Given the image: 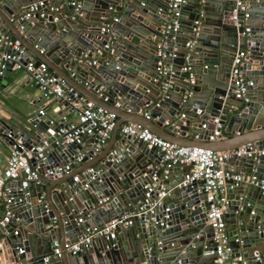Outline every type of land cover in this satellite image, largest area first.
Listing matches in <instances>:
<instances>
[{"label": "water", "instance_id": "water-1", "mask_svg": "<svg viewBox=\"0 0 264 264\" xmlns=\"http://www.w3.org/2000/svg\"><path fill=\"white\" fill-rule=\"evenodd\" d=\"M30 1L0 0V35L23 46L26 49L24 58L31 59L36 69L49 68L78 95L113 111L116 120L112 132L115 133L124 121H132L178 145L211 150L231 149L248 142L259 148L264 146V0H248L247 16L243 18L238 14V26L229 15L232 0H191L193 9L188 26L199 16L198 32L188 36L193 40L189 51L181 43L180 62L172 65V74L162 77L157 76L154 54L155 37L164 20L163 12L156 14L157 8L161 7L163 11L161 0H81L80 8L74 14L66 0L65 8L55 14L56 19L52 15L38 17L37 14L20 19ZM48 2L59 3L58 0ZM110 16L116 21L100 33L99 28ZM245 27H248L247 31ZM202 32L206 34L202 35ZM105 43L109 48L103 47ZM171 45L168 42L167 51ZM241 49L246 50V56L240 68L251 85L244 92L245 100L235 99L236 103L231 105L235 108L230 110V104L226 103L234 99V87L229 69L234 54ZM86 50L88 55L99 52L95 65L75 62V58ZM186 51L189 55L184 59ZM184 63L190 64L187 72L191 74V81L185 80L187 73L179 70ZM8 70L9 67L0 79V87L7 85ZM70 72L76 73L77 78L69 76ZM155 78L157 81L153 80ZM82 80L88 81L87 87L82 85ZM165 80L171 83L167 97L160 91V83ZM34 88L37 90L35 84ZM95 89H99L98 96ZM184 93L188 95L181 102ZM147 102L157 103V106L148 110L150 118L146 120L137 111ZM219 109L221 125L227 123L222 132L235 133L236 137L207 141L206 135L212 126L208 123L206 129H200V124ZM164 122L168 124L165 128L160 125ZM30 125L45 136L49 135V140H53L50 142L52 150L45 160L31 161L39 166V183L26 184L20 179L8 183L14 198L10 204L12 218L0 228V238L4 233L8 236L2 244L9 260L14 256L15 248L21 246L23 254L18 257H27L28 264H43L42 258L50 254L54 240L59 244L65 239L75 241L84 232L87 213L89 217L98 214L101 224L96 225L101 226L121 213L136 209L142 201V187L149 181L159 155L144 142L123 136L120 143L125 144L126 151L122 158L117 163L107 161L109 147L97 159L100 176L89 182L86 189L73 190L67 187L71 174L43 176V173L49 165L65 163L78 147L62 143L55 133L56 127L49 128L46 120L36 118L29 120L23 128L26 141L29 136H35V141L40 137L27 128ZM3 127L5 124L0 123V130ZM193 134H198V141L202 139L203 142L187 143L172 138L188 135L184 139L190 141ZM82 153L85 160L90 153L88 146H83ZM230 163L240 166L243 175L264 177L261 174L264 157H232ZM155 172L159 174L160 170ZM179 179L163 183L173 185ZM22 185L28 192L26 197L19 190ZM251 192L255 196H251ZM41 193L43 197L39 200ZM104 196L109 200L99 205L98 200ZM227 196L229 205L223 216L232 254H239L241 248V255L248 264H264V201L259 188L254 185L243 187L239 183L237 188L227 189ZM19 197L20 201L17 200ZM239 197L242 198L239 200ZM79 199L84 202L80 204ZM206 206L204 193H196L193 186L174 190L166 212L157 209L147 217H132V223L127 227L131 235L126 242L117 241L97 253H93L91 247L74 255L62 251L60 263L214 264L212 228L205 220ZM250 210H254L253 215L249 214ZM78 211L83 213L84 220L76 224L74 219ZM164 213L165 218L162 217ZM13 230H16L15 235ZM117 232L123 240L120 228ZM107 243L113 241L107 240ZM46 264L56 263L50 260Z\"/></svg>", "mask_w": 264, "mask_h": 264}, {"label": "built area", "instance_id": "built-area-1", "mask_svg": "<svg viewBox=\"0 0 264 264\" xmlns=\"http://www.w3.org/2000/svg\"><path fill=\"white\" fill-rule=\"evenodd\" d=\"M247 1L232 0L229 15L231 21L236 26H238V14H241L243 18L247 16L245 12ZM161 2L163 11L161 7L157 8L156 14L163 12L164 20L159 26V35L155 37L154 52L157 57L156 73L158 77L173 73L171 60L175 59L178 55L180 47L178 43L180 17L186 0H161ZM68 4L72 7L74 14L80 8L81 0H69ZM62 10V4L51 3L48 0H32L27 3L19 18L27 19L33 14H37L38 17L52 15V18L56 19L55 14L60 13ZM114 21H116V18L110 16L102 23L99 32L103 33L106 31ZM199 23V16L191 20V24L188 27V35L192 34L194 36L197 34ZM247 30L248 27H245V31ZM168 42L172 43L169 51H167ZM182 44L183 48L189 51L193 40L186 37ZM103 47L109 48V44L105 43ZM188 51L184 54V59L188 57ZM88 53V50L80 53L75 58V62L95 65L99 52H92L90 55ZM25 55L26 49L23 46L12 43L8 37L0 35V79L8 67L16 70H24L28 80H31L37 86V93L41 96H51L53 100L58 102L57 106L62 111L58 114V117L55 119L43 118V120H46L48 125L51 124L57 128L55 133L57 137L61 138L62 143L73 144L78 148H75V154L67 159L65 163L49 165L45 169L43 176L71 174L67 187L73 190H84L88 187L89 182L100 176L101 170L93 166L76 169L84 161L82 146H84V142L91 139L88 145L90 153L87 156L90 157L92 153L97 152L99 147L105 143L115 126V113L96 104L91 99H86L82 95H78V92L72 86L60 76L54 75L47 67L41 66L36 69L31 59L28 57L27 59L24 58ZM245 56L246 50L241 49L234 54L231 60L229 74L233 80L234 99L245 100L244 92L247 86L251 85L250 80L244 79L240 68L245 60ZM168 58L170 60L166 65L165 62ZM189 69L190 64L188 63H184L179 68L181 72L187 73L185 79L187 81H191V74L187 72ZM69 76L76 78L77 74L70 72ZM153 80L157 81V78ZM82 85L87 87L88 81L82 80ZM170 86L171 83L167 80L160 83V91L163 96H168L166 91ZM95 92L98 96L99 89H95ZM187 95L188 93L182 95L181 102L185 101ZM153 105L157 106V103L152 104L151 102H147L138 109L137 113L147 120L150 118L148 110ZM66 110L73 113L72 118L67 117L65 114ZM220 114L221 110L219 109L208 121H203L200 124V129H206L208 123L212 126L206 135L207 141L218 140L222 135ZM44 116L45 109L40 107L31 120L35 118L42 119ZM164 123L166 124V122ZM27 128H31L36 133V129L31 127V125ZM118 132L122 136H129L136 141L144 142L147 148H153L159 155L158 164L153 166L154 171L150 175L149 181L142 187V201L133 211L121 213L117 217L106 221L101 226L85 227L84 232L75 241L66 240L59 244L54 240L50 254L42 258V263L46 264L50 260H54L56 264H61L60 257L62 251L72 255L80 251H85L91 246L93 238H101L103 240V249H108L114 244L117 228L131 225L133 216L147 217L148 215L156 213L157 209L166 212L169 209V202H165V200L172 196L174 190L193 186L196 193H204V200L207 203L205 220L212 228L211 239L214 244V264H248L240 253L236 255L232 254L231 246L229 245L228 235L225 230L226 223L223 216L229 205L227 189H235L239 183L243 187L254 185L259 188L264 201V177H257L255 174L243 175L242 173L234 172L228 168V164L232 157L252 156L253 159L264 157V146L259 148L255 143L248 142L231 149L211 150L201 146L178 145L154 134L140 123L132 121L120 124ZM24 134V129L3 128L0 130V136L5 140L8 147V154L4 166L0 169V210H2V214L0 215V228L9 223L12 218L10 204L13 203L14 198L10 194L8 183L18 179L25 181L26 184L39 183L40 180L37 172L39 166L36 163L33 165L32 162L45 160L52 150L50 142L53 140H49V135H44V137L40 136L38 141H35V136H29V141H26ZM193 138L198 139V134H193ZM26 142L28 143L27 145ZM125 151L126 147L124 143L115 145L108 150L107 161L117 163ZM173 167L183 168L181 177L173 185H168L169 183L165 185L163 181L168 178L169 170ZM156 169L160 170L159 174H156ZM83 180V184H80ZM228 180H233L234 182L229 183L227 182ZM19 190L23 191V197L27 196L28 192L26 191L25 185L20 186ZM42 197L43 193L40 194L38 199L41 200ZM241 198L239 197V200ZM17 200L20 201L21 197ZM108 200L109 197L104 196L98 200V204L101 205ZM80 214L75 216L74 220L76 224L84 220L83 213L81 212ZM249 214L253 215L254 210H250ZM166 216L165 213L162 215L163 218ZM159 225H163L162 222H159ZM13 234H16V230H13ZM107 240H111L113 243L108 244ZM236 240L237 238H235ZM21 254H23V248L18 246L15 248L14 256L9 260L5 254V249H3L0 238V264H28L27 257H18Z\"/></svg>", "mask_w": 264, "mask_h": 264}, {"label": "crops", "instance_id": "crops-1", "mask_svg": "<svg viewBox=\"0 0 264 264\" xmlns=\"http://www.w3.org/2000/svg\"><path fill=\"white\" fill-rule=\"evenodd\" d=\"M66 0H58V4H62L63 9L65 8ZM191 0H186V4H184L182 9V15L180 17V33L178 37V43L181 45V43L188 37V18L190 15H192V9L193 6L191 5ZM204 30V29H203ZM205 33V32H204ZM202 32V35L204 34ZM206 34V33H205ZM180 51V47H179ZM35 60V58L33 59ZM180 62V56L177 55V57L173 60H171V63L176 65ZM48 70H50L48 68ZM65 70V69H63ZM51 71V70H50ZM66 71V70H65ZM67 72V71H66ZM77 78V76H76ZM74 78V79H76ZM6 81L7 85H2L0 87V123L5 124V127L3 128H11V129H17V130H23V128L28 125L29 120L33 116L36 115V111L38 108L43 107L45 109V116L44 118H57L58 114L61 111V109L57 106L58 102L56 100L51 99V96H41L39 93H37V90L34 88V84L31 80H28L27 74L24 70H16L9 68L6 74ZM80 82V81H79ZM154 91L150 93V95H153ZM236 103L235 99H230L226 103L227 105L230 104V110H234V106H231ZM65 114L68 118L73 117V113L69 110H66ZM125 114V113H124ZM127 115V114H125ZM126 122V121H124ZM227 124V123H225ZM225 124L222 125V130L225 127ZM161 127L165 128L168 124L162 123L160 124ZM49 128H52L53 125H48ZM157 131H160V128H156ZM36 133L39 134V136L44 137V134L42 132H39L36 129ZM163 134V133H162ZM235 134V133H234ZM231 135L228 133H223L219 139H227L230 137H236L235 135ZM165 136H168L164 134ZM171 138L170 136H168ZM123 138V136L116 130V132H111L109 137L106 139L105 143L99 147V150L95 153H92L90 157L86 156L85 160L78 166L76 169L84 168L85 166H93L97 167V165L100 164V162L97 160L98 157L104 153L106 149L109 147L112 148L116 144L120 143V140ZM175 140L183 141V142H203L201 139L198 141V139L187 140L184 138H188V135H185L184 138H178L177 135H174L172 137ZM166 139V138H165ZM218 139V140H219ZM167 140V139H166ZM215 140V141H218ZM91 142V139L84 142V146H88ZM218 143V142H216ZM83 150V146H82ZM8 154V147L5 142V140L0 136V169L4 166L5 159ZM261 174L264 175V163L261 164ZM228 168L234 172H241V167L237 165H233L232 163L228 164ZM75 169V170H76ZM183 172V168L181 167H173L171 170H169L168 178L166 180H169L168 182H172L174 179H179L181 177V174ZM164 180L163 182H165ZM168 184V183H167ZM165 183V185H167ZM246 193V189L244 190V194ZM251 196H255L254 192H251ZM244 196V195H243ZM250 196V197H251ZM249 197V198H250ZM171 197H168L165 202H171ZM251 199V198H250ZM252 200V199H251ZM84 201L83 199H79V203L82 204ZM79 212L77 214H80ZM85 222L87 223V227H97L96 224H99L101 222V217L96 214L94 216L86 215ZM101 224V223H100ZM99 226V225H98ZM121 233L123 234V240L122 238H119V232L116 234L115 238V244L117 241L126 242V239L130 237L131 233L129 232L127 227L120 228ZM8 238L6 233H4L1 237V240ZM68 239H65V241ZM57 241V240H56ZM58 242V241H57ZM91 249L93 250V253H97L99 250H103V240L101 238H93L91 243ZM4 249V247H3ZM240 254H242L243 250L240 248L238 249ZM6 254V252H5ZM7 256V255H6ZM8 258V257H7ZM61 264H64V262H61Z\"/></svg>", "mask_w": 264, "mask_h": 264}]
</instances>
